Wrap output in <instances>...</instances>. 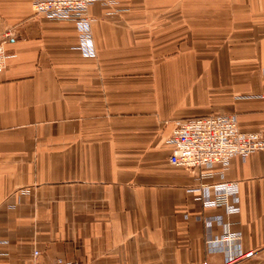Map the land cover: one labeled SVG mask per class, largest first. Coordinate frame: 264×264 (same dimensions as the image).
I'll return each instance as SVG.
<instances>
[{
    "label": "crops",
    "instance_id": "1",
    "mask_svg": "<svg viewBox=\"0 0 264 264\" xmlns=\"http://www.w3.org/2000/svg\"><path fill=\"white\" fill-rule=\"evenodd\" d=\"M31 1L0 0V264H226V230L264 264V148L186 169L166 141L209 114L264 137V0H95L94 57ZM222 180L236 213L203 205Z\"/></svg>",
    "mask_w": 264,
    "mask_h": 264
},
{
    "label": "built area",
    "instance_id": "2",
    "mask_svg": "<svg viewBox=\"0 0 264 264\" xmlns=\"http://www.w3.org/2000/svg\"><path fill=\"white\" fill-rule=\"evenodd\" d=\"M95 0H32V10L49 20L71 21L77 30L78 43L75 48L86 57H94V46L88 6ZM107 2L108 0H100ZM12 28L0 34V72L6 66L8 57L5 43L14 37ZM166 141L171 145L169 162L186 169L210 168L218 164L227 168L235 155L247 154L264 148V137L257 131L241 130L234 114H209L176 120ZM210 174V172H205ZM213 198H204L203 205L221 206L227 213L239 211L237 182L222 180L211 184ZM213 218L206 217L207 225ZM240 235L226 230L219 237L208 238L209 247L218 246L225 252L226 264L236 263L253 255L252 250L234 249L229 244ZM38 251H34V255ZM53 264H80L76 260L57 258ZM202 264H207L204 260Z\"/></svg>",
    "mask_w": 264,
    "mask_h": 264
}]
</instances>
